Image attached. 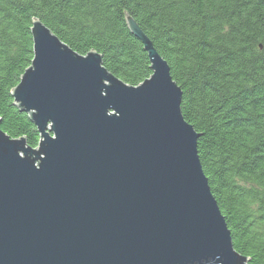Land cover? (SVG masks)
I'll list each match as a JSON object with an SVG mask.
<instances>
[{"label": "water", "instance_id": "water-1", "mask_svg": "<svg viewBox=\"0 0 264 264\" xmlns=\"http://www.w3.org/2000/svg\"><path fill=\"white\" fill-rule=\"evenodd\" d=\"M151 75L129 86L40 21L11 91L32 149L0 130V264H246L202 172L182 92L138 25Z\"/></svg>", "mask_w": 264, "mask_h": 264}, {"label": "trees", "instance_id": "trees-1", "mask_svg": "<svg viewBox=\"0 0 264 264\" xmlns=\"http://www.w3.org/2000/svg\"><path fill=\"white\" fill-rule=\"evenodd\" d=\"M129 16L167 63L202 172L246 264H264V0H0V130L37 147L11 91L31 65L33 20L94 51L129 86L151 75Z\"/></svg>", "mask_w": 264, "mask_h": 264}]
</instances>
